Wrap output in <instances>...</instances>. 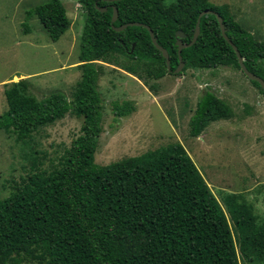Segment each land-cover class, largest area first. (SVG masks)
I'll list each match as a JSON object with an SVG mask.
<instances>
[{"label":"trees","instance_id":"1","mask_svg":"<svg viewBox=\"0 0 264 264\" xmlns=\"http://www.w3.org/2000/svg\"><path fill=\"white\" fill-rule=\"evenodd\" d=\"M86 21L80 35L78 66L81 79L70 100L60 91L38 99L29 92L27 78L7 83L8 109L0 114V132H13L28 142L32 133L55 123L67 113L83 118L76 137L59 166L51 171L32 170L0 197V264H264V221L243 195L225 198L237 235L221 202L213 193L185 147L172 143L107 165L96 162L103 132L104 104L99 81L104 64L122 68L140 79H160L168 73L166 58L152 41L149 25L167 49L171 69L179 64L176 33L184 43L195 33L202 11L218 12L227 34L238 46L245 64L264 78V41L230 16L227 4L209 0H79ZM130 22L122 31L113 28ZM99 7H107L101 11ZM37 17L53 40H59L72 21L61 0H50L27 12ZM25 31L30 27L24 24ZM188 69L221 65L241 70L237 54L225 39L217 16L201 17L200 35L182 50ZM155 89L154 84H149ZM252 82L264 95V88ZM116 118L136 110L132 101L112 102ZM231 106L206 89L189 121V135L199 137L212 123L230 118ZM240 198H243L240 200ZM241 254V255H240Z\"/></svg>","mask_w":264,"mask_h":264},{"label":"rangeland","instance_id":"2","mask_svg":"<svg viewBox=\"0 0 264 264\" xmlns=\"http://www.w3.org/2000/svg\"><path fill=\"white\" fill-rule=\"evenodd\" d=\"M48 1L0 0V114L8 109L5 84L23 78H27L29 92L38 99L55 91L73 98L82 76L78 65L86 16L79 0H61L72 24L59 40L53 41L37 17L27 18L29 10ZM174 1L166 0V4ZM209 1L219 6L229 3L230 16L248 32H254L255 39L264 41V0ZM239 5L248 9L242 16L236 12ZM25 23L30 27L28 32ZM119 62L123 66L129 64L123 56ZM100 63L104 64L99 81L104 128L95 153L97 163L107 165L179 142L221 202L236 235L225 202L229 194H242L253 206L258 221H264V95L242 70L221 65L168 73L155 80L140 79L121 64ZM261 64L264 66V59ZM208 88L231 106L233 114L212 122L199 137L193 138L189 135V121ZM114 101H132L136 110L116 118ZM82 125L83 118L67 113L32 133L28 142L2 130L0 197L7 196L32 170L49 172L59 166L66 149L81 134ZM240 262L249 264L242 256ZM23 264L45 263L34 259Z\"/></svg>","mask_w":264,"mask_h":264},{"label":"water","instance_id":"3","mask_svg":"<svg viewBox=\"0 0 264 264\" xmlns=\"http://www.w3.org/2000/svg\"><path fill=\"white\" fill-rule=\"evenodd\" d=\"M110 1H118V0H110ZM99 9L101 11H106L107 10V7H104V8L99 7ZM208 13H213V14H215L217 16V18L219 20V24H220V27H221V31H222L223 36L232 45V47L234 48V50H235V52L237 54V58L239 60L240 66H241V70L246 74L247 77H249L251 80L258 81L260 83L261 87L264 88V78L261 77V76H259L256 73L252 72L247 67V65L245 64V59L242 56V54H241L238 46L228 36V34H227V28H226V26L224 24L223 17L218 12L213 11V10H210V9L204 10V11H202L200 13L199 18L197 20L196 30H195L194 36H193L192 40L189 43H184L183 38L185 37V34L183 33V31L182 30H178L177 31V33H176V37H177L176 44L178 46L179 64H178V66L174 70L171 69V59H170V55H169L167 49L164 48L162 45H160L158 43L157 38L155 36V33H154L153 29L149 25H144L149 30L153 43L155 44V46L159 50L162 51L163 56L166 58L169 71H174V73H180V72H182V70L184 69V67L186 65V63H185V61L183 59V56L181 55L182 50L184 48H186V47L192 46L197 41V39H198V37L200 35V22H201V17L203 15H205V14H208ZM118 15H119L118 8L116 6H114V12H113V17H112V25H113V28L115 30H117V31H122V30L126 29L130 25H143V23H140V22H130V23L122 24L120 26H115L114 23L118 19Z\"/></svg>","mask_w":264,"mask_h":264},{"label":"crops","instance_id":"4","mask_svg":"<svg viewBox=\"0 0 264 264\" xmlns=\"http://www.w3.org/2000/svg\"><path fill=\"white\" fill-rule=\"evenodd\" d=\"M226 4L229 5V3H226ZM249 4H252V5H253V1H250ZM235 8H236V12H237L240 16H242L241 14H243V12L248 11V9H245V6H242V5H239V6L235 7ZM252 33L254 34V32H252Z\"/></svg>","mask_w":264,"mask_h":264}]
</instances>
